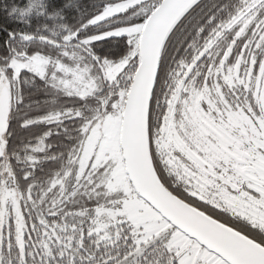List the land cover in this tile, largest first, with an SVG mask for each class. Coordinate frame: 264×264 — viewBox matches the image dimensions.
<instances>
[{"label":"snow or ice","instance_id":"obj_1","mask_svg":"<svg viewBox=\"0 0 264 264\" xmlns=\"http://www.w3.org/2000/svg\"><path fill=\"white\" fill-rule=\"evenodd\" d=\"M0 264H264V0H0Z\"/></svg>","mask_w":264,"mask_h":264}]
</instances>
